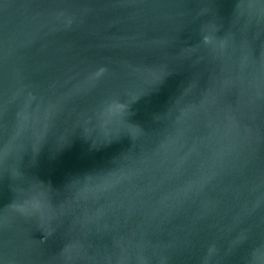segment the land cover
<instances>
[{"label":"water","instance_id":"95a60500","mask_svg":"<svg viewBox=\"0 0 264 264\" xmlns=\"http://www.w3.org/2000/svg\"><path fill=\"white\" fill-rule=\"evenodd\" d=\"M262 256L264 0H0V264Z\"/></svg>","mask_w":264,"mask_h":264},{"label":"snow or ice","instance_id":"6c2138e0","mask_svg":"<svg viewBox=\"0 0 264 264\" xmlns=\"http://www.w3.org/2000/svg\"><path fill=\"white\" fill-rule=\"evenodd\" d=\"M110 115L112 117V124L119 123L121 125V121L123 117H122L121 109L119 107H113L110 110ZM123 134L130 137L132 135V129L131 128L125 129ZM37 207H39V205H37ZM260 264H264V256L261 257Z\"/></svg>","mask_w":264,"mask_h":264}]
</instances>
